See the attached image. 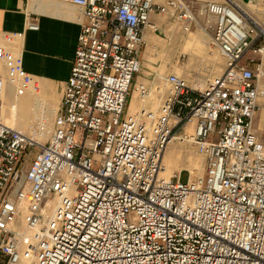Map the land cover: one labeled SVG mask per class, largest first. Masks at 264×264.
Returning <instances> with one entry per match:
<instances>
[{"label":"built area","instance_id":"obj_1","mask_svg":"<svg viewBox=\"0 0 264 264\" xmlns=\"http://www.w3.org/2000/svg\"><path fill=\"white\" fill-rule=\"evenodd\" d=\"M60 1L81 9L74 58L59 110L27 131L4 95L38 82L23 33H0V264H264V23L239 0ZM155 16L208 34L222 70L202 88L159 76L157 106L129 113L153 91L135 78ZM177 139L202 176L161 174Z\"/></svg>","mask_w":264,"mask_h":264},{"label":"rangeland","instance_id":"obj_2","mask_svg":"<svg viewBox=\"0 0 264 264\" xmlns=\"http://www.w3.org/2000/svg\"><path fill=\"white\" fill-rule=\"evenodd\" d=\"M239 1L244 3V7L251 9L255 15H261L260 13L264 11V0ZM152 20L156 22L157 30L153 32L147 29L145 32L147 36L146 47L144 49V55L142 56L141 69L135 82L139 80L138 82L142 81L153 87L151 96L147 99L152 104L151 108L153 109L157 106L159 102L158 96H160L155 90L156 87L164 92V85L160 81L159 76L172 72L184 77L191 85L202 88L207 79L221 72L223 60L217 50L210 47L209 37L206 36V34L204 35L200 28L193 27L190 32L185 33L180 30L171 18L155 16ZM193 37H195V40L192 42V46H189L187 42ZM261 83L264 85V78H262ZM38 86L39 96L55 107V111H58L60 95L53 93L45 94L39 83ZM26 93L28 94L30 91L25 92V94ZM131 96L133 101L136 99L139 101L140 105L143 103V99H139L135 92L131 93ZM129 102L128 109L130 107ZM133 103L134 102H132V105ZM4 105L5 120L10 123L7 100H5ZM137 110L138 108L131 109L129 113H134ZM17 111L19 112L20 109ZM53 112L49 116H52ZM19 114L17 115V119H20ZM38 115L40 117H49L45 112L43 113L41 111L37 113V116L30 112L24 116H26V120H30L32 117H38ZM34 122L35 120H33L31 124ZM28 123L27 121L25 128L21 127L19 124H17L16 128L27 131L30 128V126L28 127ZM260 127L262 128L263 126L256 125V130L259 134L261 133V130H259ZM33 152L34 151L28 152L26 156L27 163L30 161ZM164 158L170 171L173 170V172H176L175 170H183L181 174L182 181H186L187 179V172L185 170L197 168L200 162L202 165L201 173L195 176H202L204 174L202 156L196 154L193 151V145L185 141L177 139L170 143L165 150Z\"/></svg>","mask_w":264,"mask_h":264},{"label":"crops","instance_id":"obj_3","mask_svg":"<svg viewBox=\"0 0 264 264\" xmlns=\"http://www.w3.org/2000/svg\"><path fill=\"white\" fill-rule=\"evenodd\" d=\"M29 19L36 22L38 26L36 30L26 28V21ZM81 21V9L68 2L0 0V33L10 31L23 33L21 46L25 71L36 79L45 94L60 95L59 103L74 58ZM7 89L4 99L7 100L9 110H12L17 105V96L11 87ZM19 100L22 103L23 100L26 101L24 106L26 110L35 106L47 115L55 111V107L39 96V91L24 93ZM134 100L130 99L128 112L141 106L152 107L147 99L143 100L141 105L138 100ZM19 105L21 104L18 103V108L21 109ZM263 123L264 120L261 126Z\"/></svg>","mask_w":264,"mask_h":264},{"label":"bare ground","instance_id":"obj_4","mask_svg":"<svg viewBox=\"0 0 264 264\" xmlns=\"http://www.w3.org/2000/svg\"><path fill=\"white\" fill-rule=\"evenodd\" d=\"M236 1V0H235ZM244 7V6H243ZM244 11H245V14L247 15V16H249V17H252V19L253 20H255L256 22H258V23H261V24H263L264 23V11L262 12V13H260L261 15H258V14H254V12L251 10V9H249L248 7H244ZM257 13V12H256ZM203 32V34L205 35L206 33L204 32V31H202ZM206 36H208V34H206ZM147 37V36H146ZM194 40H195V37H193V38H190L189 40H188V42H187V44L189 45V46H192V42H194ZM215 65V64H214ZM16 96H17V105L16 106H14V108L12 109V110H9V119H10V123H8L9 125H11V126H14V127H16L17 126V124H19L21 127H24L25 128V126L27 125V121L29 122L28 123V127L31 125V122H33V120H36L37 118H46V117H43V116H39L38 115V117H32L30 120H26V116H24V115H26L27 113H32L33 115H35V116H37V113H38V108H35V106L33 107V108H29V109H24L25 107V105H26V101L25 100H23V103L22 102H20V100L19 99H21L22 98V96L23 95H18V94H16ZM4 102H5V99H4ZM18 103L19 104H21V105H19V106H21L22 108L20 109V114H19V112L17 111L19 108H18ZM40 112V111H39ZM48 113V112H47ZM20 115L19 117H20V119L18 118L17 119V115ZM47 116H49V115H47ZM19 120V121H18ZM263 120H264V112L263 113H261V122H260V126H261V124H262V122H263ZM258 126H259V124H258ZM21 130V129H20ZM23 131V130H22ZM164 156H165V152H164V155H163V159H162V163H163V166H164V169L162 170V175L163 176H165V177H168V176H170L172 173H173V170H171L170 171V169H169V167H168V165H167V163H166V161H165V158H164ZM197 163V162H196ZM201 167H202V165H201V162H200V164H199V166L197 167V168H195V169H190V173H191V178H193L195 175H198L199 173H201ZM179 170H181V169H179ZM179 170H175V171H179ZM26 264H30V263H26Z\"/></svg>","mask_w":264,"mask_h":264}]
</instances>
